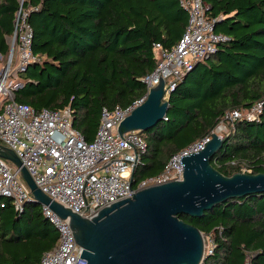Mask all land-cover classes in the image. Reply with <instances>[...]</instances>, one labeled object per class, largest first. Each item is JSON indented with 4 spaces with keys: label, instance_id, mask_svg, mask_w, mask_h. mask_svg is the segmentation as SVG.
I'll use <instances>...</instances> for the list:
<instances>
[{
    "label": "trees",
    "instance_id": "1",
    "mask_svg": "<svg viewBox=\"0 0 264 264\" xmlns=\"http://www.w3.org/2000/svg\"><path fill=\"white\" fill-rule=\"evenodd\" d=\"M213 30L227 39L195 61L166 97L165 118L145 131L146 149L134 165L131 186L158 175L167 160L205 137L221 115L264 97V0H203ZM18 0H0V53L12 30ZM40 56L17 74L13 99L34 109L69 106L71 125L94 137L102 107H125L140 97V78L152 70V44L170 48L186 24L178 0H22ZM209 159L229 176L243 165L264 173V105L258 118L233 122ZM232 162V163H231ZM0 207V264H37L54 249L57 233L32 202ZM177 217L210 236L212 251L200 264H264V192L229 198L200 217Z\"/></svg>",
    "mask_w": 264,
    "mask_h": 264
},
{
    "label": "built area",
    "instance_id": "2",
    "mask_svg": "<svg viewBox=\"0 0 264 264\" xmlns=\"http://www.w3.org/2000/svg\"><path fill=\"white\" fill-rule=\"evenodd\" d=\"M18 1L12 30L6 39L7 52L0 54V144L13 151L35 186L51 200L89 219L99 209L130 198L136 190L181 179L179 158L197 151L209 136L173 154L158 175L140 180L133 188L129 178L139 155L146 149L145 139L138 130L118 135L116 127L145 100L149 89L160 79L166 99L195 61L209 57L217 44L227 39L213 30L215 19L207 18V4L203 0H178L187 14L186 24L170 48L152 44L155 64L140 78L143 94L125 107H102L94 137L86 141L71 125L69 106L34 109L13 99L17 74L28 65L39 63L41 58L31 51L32 31L25 20L26 11L21 8L22 0ZM263 105L264 97L248 108L225 111L212 131L223 137L234 121L256 120ZM239 172L248 173L249 169L241 165ZM30 197L18 169L0 158V207L4 206L3 199H8L18 212L25 202H31ZM40 212L54 227L57 243L54 249L42 253L37 264H85V259L78 257L82 248L74 241L67 220L45 204H41ZM205 237L209 240L206 244L203 241V255L212 251V240L208 235Z\"/></svg>",
    "mask_w": 264,
    "mask_h": 264
},
{
    "label": "water",
    "instance_id": "3",
    "mask_svg": "<svg viewBox=\"0 0 264 264\" xmlns=\"http://www.w3.org/2000/svg\"><path fill=\"white\" fill-rule=\"evenodd\" d=\"M163 95L160 79L145 100L118 123L117 134L145 131L161 121L167 109ZM224 138L212 131L201 148L181 156V179L136 190L130 198L99 209L89 219L42 193L13 151L1 144L0 158L18 169L33 205L45 204L67 220L74 241L82 248L78 257L85 259V264H200L204 257L202 234L177 214L200 217L226 199L264 192V173L225 176L211 166L209 159Z\"/></svg>",
    "mask_w": 264,
    "mask_h": 264
},
{
    "label": "rangeland",
    "instance_id": "4",
    "mask_svg": "<svg viewBox=\"0 0 264 264\" xmlns=\"http://www.w3.org/2000/svg\"><path fill=\"white\" fill-rule=\"evenodd\" d=\"M20 82L18 81L17 82V84H16V86L19 84ZM218 125V124H217ZM20 177V176H19ZM21 179V178H20ZM21 181H22V183H24L23 182V180L21 179ZM25 184V183H24ZM28 189V188H27ZM33 207H34V210H40V208H41V204H36V205H33ZM203 237V241H204V243L206 244L207 242H208V240H209V238H206V237H204V236H202ZM246 264H247V261H246Z\"/></svg>",
    "mask_w": 264,
    "mask_h": 264
},
{
    "label": "crops",
    "instance_id": "5",
    "mask_svg": "<svg viewBox=\"0 0 264 264\" xmlns=\"http://www.w3.org/2000/svg\"><path fill=\"white\" fill-rule=\"evenodd\" d=\"M6 39H7V35H4V42H5V44L7 45V42H6ZM1 54V53H0ZM2 55H4V54H2ZM20 84V83H19ZM21 85V84H20ZM16 88H17V86H16Z\"/></svg>",
    "mask_w": 264,
    "mask_h": 264
},
{
    "label": "bare ground",
    "instance_id": "6",
    "mask_svg": "<svg viewBox=\"0 0 264 264\" xmlns=\"http://www.w3.org/2000/svg\"><path fill=\"white\" fill-rule=\"evenodd\" d=\"M219 128V127H218ZM218 128H216V130H218Z\"/></svg>",
    "mask_w": 264,
    "mask_h": 264
}]
</instances>
